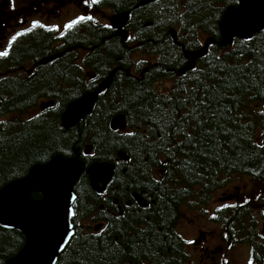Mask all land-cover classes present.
I'll return each instance as SVG.
<instances>
[{"label": "trees", "instance_id": "1", "mask_svg": "<svg viewBox=\"0 0 264 264\" xmlns=\"http://www.w3.org/2000/svg\"><path fill=\"white\" fill-rule=\"evenodd\" d=\"M238 1L191 0L189 3V0H158L149 7L141 8L139 12L133 10L136 15V18H132L133 23L137 22L139 25L136 28L131 24L132 29L143 36H148L149 44L156 43L154 49L166 48L169 54L176 51L178 55L183 54L180 48H174L172 43H168L166 35L161 36L162 41L152 38L155 32L169 33L171 28L165 25L172 24H175L174 28L178 30L180 39L187 46L189 45L187 49L193 51L200 48L201 42L199 37L195 39L196 34L211 35L216 38L217 44L210 47L206 57L198 62L195 71L188 72L186 77L176 81L174 89L168 94L157 95L155 91L150 90L147 81L142 80L136 82V91L133 96L129 98L124 96L125 104L130 106L129 108L104 105L108 98L105 95L100 97L92 114L72 129L76 131L72 134L76 135L80 132L79 136H75L77 139L67 136L68 130L63 129L59 124H48L44 128L49 139H47L46 150L42 152L41 148L46 144V139L44 140L46 134L41 132L40 135H36L35 125L28 124L30 121L22 123L20 120L24 111L30 110L40 99L37 93L41 87V80L40 84L37 82L32 86L34 100L29 103L25 102L23 93L16 95L20 90L23 89L24 92L25 88L30 87V81L25 80L24 76L17 75L18 83L6 87L8 88L6 90L10 92L7 95L0 92L3 102L10 98L4 102L3 107V116L9 120H7V128H2L4 130L2 140L7 146L3 147L6 155L3 156V160H0L1 169L6 174L10 171V166L25 167L30 163H43L54 153L63 156L72 155L73 149L77 147V141L84 135L92 133L93 130L101 135H109L111 138L109 146L113 151L110 155L103 157L104 161L114 162L117 151L124 147L133 158H136L134 151L130 148L136 146L140 135L130 138L115 135L110 129V119L122 112L136 118L144 116L140 121L131 123L138 126L145 124L153 135L157 144L156 152L155 149L146 147L144 153L140 154V158L146 170L154 164L158 168V175L154 179L152 174L148 173V178H141L137 172L138 182L136 183L146 179L147 183L141 182L147 186L143 189L150 192L151 197L157 201V206L153 208L152 216H143L146 229L144 232H135L134 248L126 252L121 250L122 256L125 257L121 259V262L128 264V259H131L134 264H179L178 261L182 263L184 258L181 256L178 258V255L184 245L181 241H177L179 239H177L175 226L179 219L180 208L186 201L190 198L205 196L207 192L210 193L236 179L247 178L257 183L258 187L264 188V148L260 147L264 144V115L261 114L264 113V71H262L264 69V31L257 33L249 42L236 39L232 45L225 48L218 45L219 22L224 6L235 5ZM174 3H178L179 7L174 8ZM113 4L120 6L119 3ZM126 5L133 9L134 5L129 3ZM169 6L172 9L166 11V7ZM142 11L147 13V20L154 18V23L160 20L155 31L152 30V25H149L148 31L143 28L142 21L138 17ZM144 17L145 13L142 15V18ZM101 34H111L115 37V33L108 29H102ZM188 36L191 40H188ZM117 43L124 50L131 49L133 52L129 54L125 52L123 56L113 54L108 51L105 44H98L96 50L102 51L103 56H92L91 61L115 63L119 57L132 59L134 52H142L133 39L127 42L129 45L135 44L132 48H127L126 44L119 39ZM118 49L115 48V51ZM17 54L18 52L11 58L12 63L17 59ZM158 57L161 60L160 55ZM179 60L185 61V58L181 56ZM3 64L4 62L0 60V68ZM98 65L99 63L96 64L95 70L98 71V77L102 78L105 71ZM181 65L175 63L173 66L179 68ZM245 65L248 67H244ZM252 65L256 67L253 68ZM105 68L108 70L109 62ZM91 69H94L93 64ZM147 73L150 74L151 70L149 69ZM123 75L125 74L118 73L115 77L107 91L110 95L114 96L117 91L116 80L119 84L128 86L130 90L133 89V84L122 78ZM131 80L136 81L133 78ZM193 89L196 91H192ZM83 93L84 91H81L76 94V99ZM40 95L43 94H38ZM201 100L204 103H200ZM59 103H62V100ZM59 133H61L60 136H58ZM189 134L194 147L190 146L186 139ZM65 146L68 148L63 150ZM39 150L40 153H38ZM27 159H30L28 164H26ZM121 171L120 169L118 174ZM18 175L20 174L16 173L13 176ZM11 177H8L9 179L1 177L0 185L2 187L6 185ZM153 180H159L161 183L155 184L151 182ZM244 195L242 194L240 201ZM35 197L39 198L38 195ZM245 206L222 210V228H227L229 234L231 231L233 234L238 231L234 226L237 221L241 225L245 224L243 216L248 209ZM173 217L175 222L170 224ZM116 230L121 233L119 226ZM14 235L11 232H4L0 236V242H8L7 239L13 238ZM119 235L122 240L126 234L123 232ZM168 236H175L176 239L170 240ZM111 239V242L103 239L100 245L97 239L91 236L87 239V245H78L76 252L71 253L68 260L70 262L76 260L75 262L79 261L80 264H112V262L118 264L116 255L120 252H111L113 249L110 250L109 243L111 245L112 242L114 243V235ZM70 246H67V250L65 249L66 255L71 249ZM119 246L122 247L121 243Z\"/></svg>", "mask_w": 264, "mask_h": 264}, {"label": "flooded vegetation", "instance_id": "2", "mask_svg": "<svg viewBox=\"0 0 264 264\" xmlns=\"http://www.w3.org/2000/svg\"><path fill=\"white\" fill-rule=\"evenodd\" d=\"M113 3H119L120 6H115ZM134 5L133 9H136L137 12L141 10V8L145 7H138V4L140 3L139 0H104V3L99 6L97 9L94 7L91 10H88L90 14H94L96 20L98 21L97 24H92L91 22L84 23L81 25L76 26L71 31H67L64 36H60L59 32H50L46 31L45 29L41 28H35L31 33H28L17 40V42L14 43L12 50L10 51V56L7 59L1 60L4 62L2 67L0 68V92L4 91L8 88L9 85H11L14 81L13 75L18 72V70L14 67L16 63L28 60V65L26 69L34 68L33 72H35L38 68H42V72H50L45 73L41 77V87L40 91L46 92L48 85H51L50 88L55 91H66L73 88H93L92 80L89 78L90 73L88 72H82V68L80 64L85 63V56L91 57L95 55V42L97 38V29L100 27H103V24L110 23L113 21V17L116 14H121L125 12H129L130 19V25L133 24L136 28L139 25V23H133V16L134 11L131 6H127L126 4ZM18 7L26 8L25 15L23 17L19 16L18 21L15 22L16 26H19L21 24L24 25L23 28H16L12 31V34H14L16 31H20L22 29H25L26 27L31 26L32 20H39L41 23L52 26H62L63 23L67 22L68 19L74 18L75 15L80 14L85 11L83 4L81 3V0H0V37H8L10 35H4L5 30L10 29V18L11 15L15 14L13 13ZM19 12V9L16 10ZM16 12V13H17ZM97 12H99V15H97ZM109 15H106V14ZM109 20L104 21L105 19L109 18ZM133 18V19H132ZM112 19V20H111ZM22 22V23H21ZM114 29V28H113ZM115 30V36L122 38L116 34ZM164 34H156L157 39L161 40V36ZM101 37V36H100ZM106 37H111V35H106ZM102 41V37L100 38ZM124 41H128L127 39H121ZM0 43H5V41L0 40ZM93 43L94 48L92 49V52H88L87 50L91 49V47L88 44ZM109 42L103 43L108 44ZM79 48H82L80 50ZM69 49V50H67ZM76 50L74 52L76 60L73 61V63L68 62L65 59V53H62V51H66V53H69L71 50ZM2 50V49H0ZM61 51V52H60ZM17 54V59L14 60V63H12L10 60L11 58ZM23 54V56H22ZM149 56L148 53H145ZM52 55V56H51ZM144 55L143 53L141 54ZM51 56V57H50ZM55 56H60L56 59H53L52 61L44 64L39 65V61L41 59H47L48 57L52 58ZM145 56V55H144ZM150 57V56H149ZM158 57V56H157ZM161 57V55H160ZM139 58V56H137ZM159 60V59H158ZM161 61V60H159ZM150 61H147L149 64ZM93 64V60L91 61ZM103 64L102 62H100ZM178 64H184V61H176ZM133 66L132 71L135 75H138L143 79V81H147L149 83L152 79L155 80V76L157 73L165 74L166 72L161 71L159 68H152L151 73H147V70L145 72H139L136 71L135 64H132ZM161 72H160V71ZM27 72V71H23ZM91 72L93 74L96 73L95 67L94 69H91ZM117 76V75H116ZM60 77L65 78L63 81H59ZM98 80L102 82V78L98 77ZM136 84V82H134ZM58 101V100H57ZM36 112H38V117L44 121L48 122L49 120L55 121L54 117H47L45 114L46 110L38 109L39 102H36ZM53 116L56 115V111L52 113ZM4 120H9V118H5ZM4 124L0 125V138L2 137V131ZM46 150L45 146L41 148V152ZM40 153V150L38 151ZM127 172V171H126ZM128 175V172L126 173ZM129 181L128 176H126L125 181H123L122 186L120 187L118 184H114L113 186H110L107 188L109 193H112L115 191V189L119 190L120 188L125 193L124 197L116 198L112 197L110 195L106 196L107 201V211H110L113 215V220L115 224H117L120 229L121 233H125V237L120 240V243L122 245L119 246V244H115L112 242V245L109 243L110 250L113 249L111 252L119 251L120 254L116 255L118 256L119 261L118 264H123L121 262V259L125 258L121 254V250L123 252H126L127 250H130L134 248V237H135V230H139V224H140V218L141 214L140 207L137 198L134 196V188L136 185V182L133 181L131 183H127ZM126 182V184H124ZM90 186V183L87 180H83L80 182V184L77 186L76 192L78 197L81 196L82 191L87 187ZM238 190V188H236ZM142 191L137 193H142ZM132 193V194H131ZM142 197V196H141ZM235 197V196H234ZM219 199H221L219 197ZM105 207V205H104ZM138 208V209H136ZM254 215V218L251 220L250 224V247L251 248V258L253 260V264H264V240L260 238L261 232L260 227L258 226L259 217L262 216V214L257 213V211L252 212ZM119 216L120 219L117 220L116 217ZM263 217V216H262ZM136 223V224H135ZM96 230V229H95ZM212 232H206L201 230L200 234L195 237L194 239L189 238L190 240L194 241L193 244H187V248L190 251V258L187 259L188 264H204L205 260L204 258H207L210 260H216L218 258V255L214 253L215 250L208 248H204L203 242L208 239V235H212ZM119 240V238L117 239ZM0 242V245L4 248L5 251H15L16 249H21L25 244V237L17 232L14 237L10 240H7ZM218 246V245H217ZM235 247V246H234ZM116 249V250H115ZM197 254H199V259L192 258L194 256V251ZM67 252V251H66ZM66 252H64L61 256L62 264H70L68 260V256L66 255ZM122 256V257H121ZM115 257V258H116ZM120 259V260H119ZM83 261V258L81 259V263ZM113 261V259H112ZM134 263L133 260L128 259V263ZM77 263V262H75ZM113 264V262H112ZM218 264H223L220 260ZM231 264V263H229Z\"/></svg>", "mask_w": 264, "mask_h": 264}, {"label": "water", "instance_id": "3", "mask_svg": "<svg viewBox=\"0 0 264 264\" xmlns=\"http://www.w3.org/2000/svg\"><path fill=\"white\" fill-rule=\"evenodd\" d=\"M150 1L143 0L142 4ZM116 28L120 29L121 25L117 24ZM220 30L221 45L231 43L235 37L250 40L253 35L264 30V0H240L239 6L226 11L220 22ZM212 43L214 40L209 39L200 52L187 53L186 57L191 62L180 73L191 69L194 58L202 57ZM113 76L114 73L95 91L84 94L68 106L62 116L66 129L74 127L91 114L99 95L107 89ZM111 127L124 129V117L118 116L112 120ZM76 154V157L69 159L58 155L50 163L34 167L24 179L0 190V224L22 232L27 238L25 247L7 264H52L56 261L61 253L57 245L62 240H68L65 232L70 217L65 218L64 209L69 195H74L75 184L85 171L96 192L101 190L100 183L107 185L112 180L114 165L97 163L86 170L77 151ZM35 192L43 197L34 199L32 195Z\"/></svg>", "mask_w": 264, "mask_h": 264}, {"label": "rangeland", "instance_id": "4", "mask_svg": "<svg viewBox=\"0 0 264 264\" xmlns=\"http://www.w3.org/2000/svg\"><path fill=\"white\" fill-rule=\"evenodd\" d=\"M19 9V12H17L16 10ZM13 13V15H11L10 18V29L5 30L4 35H10L12 33V31L16 28H23L24 25L21 24L19 26L15 25V22L18 21V17L21 16L23 17L25 15V11L26 8H22V7H18ZM17 12V13H16ZM106 15H109L108 13ZM109 18L105 19L104 21L106 22V20H109ZM146 57L144 59H147V61H154L153 58H150L148 55L144 54ZM164 84H168L170 82V79L162 81ZM38 102L43 103L44 101H41L40 99L38 100ZM29 114H26V117H29ZM133 131V130H130ZM30 159H27V161H29ZM21 170H16V169H12L9 172H6L5 174V178H8L10 176H13L16 173H19ZM252 183V180H247L246 179V184H245V189L247 190L250 186V184ZM238 188V190L236 189ZM243 190V191H244ZM241 191V187L239 185L234 184L233 182H230L228 184H226L224 187L222 188H218L214 191L213 193V199L211 202V208L215 209L218 208L221 204V200L219 199V197L221 198L223 196L224 193H233L235 194V198L237 197V195L240 193ZM209 197V193L207 192L205 195V204L207 203ZM83 208L86 211V216L91 215L94 213V210L96 209V206H92V205H88V204H84ZM209 213H206V210H200L197 209L195 211V214L193 213L190 214L187 218L186 221L184 223H182L181 225L178 226L177 230L179 233H181L183 236L187 237V238H192L194 239L195 237H197L200 234V231H206L209 232L211 229H216V232L214 234H212L211 236L208 237V239L206 241L203 242V246L204 248H210L212 250H214L215 248L218 247V250L215 252V254L218 255V258L216 260H208L207 258H204L205 262L204 264H218L219 260L221 259V255L223 254V252L226 250V245L224 244V242L222 241L221 238V230L220 227L216 224H211L209 222ZM105 215H94L89 217L90 220L85 219L83 221L84 223V228L87 229H91V227L97 223L96 219H105ZM258 226L261 228L260 232L264 231V219H260L258 222ZM251 233V232H250ZM83 234V233H81ZM91 236H87L85 237V241H87L88 238H90ZM93 237V236H92ZM95 238V237H93ZM96 239V238H95ZM86 242H81L79 239L77 240V242L74 244V246H85L87 245ZM98 244L101 245V242H99ZM218 245V246H217ZM194 251V256H192V258H198L199 259V254H197ZM230 252H232V257H231V264H243L247 258V254H248V246L244 245L243 243L239 242L236 244L235 247H232L230 250ZM68 253H72V250L70 249V251ZM61 255V254H60Z\"/></svg>", "mask_w": 264, "mask_h": 264}, {"label": "snow or ice", "instance_id": "5", "mask_svg": "<svg viewBox=\"0 0 264 264\" xmlns=\"http://www.w3.org/2000/svg\"><path fill=\"white\" fill-rule=\"evenodd\" d=\"M157 2H158V0H157ZM190 2H191V0H189V3ZM81 3L83 4L85 11L80 13V14L75 15L74 18L68 19L67 22L62 24V26H56V25L48 26V25L41 23L39 20H32L31 26L26 27L24 29V31H16L14 34H12L8 37H0V40L5 41V43H0V49H2V50H0V60L7 59L10 56V51L12 50L14 43L17 42L18 38H20V37H22L28 33H31L33 31V29H35V28L45 29L46 31H50V32H59L60 36H64L67 31H71L72 29H74L78 25L88 23V22H91L92 24H97L98 21L96 20L94 14H90L88 10H91L94 7H96L98 9L99 6H101L104 3V0H81ZM173 7L174 8L179 7V4L174 3ZM103 28L111 29L112 24L105 23V24H103ZM131 39H132V37H129V40H131ZM249 64L251 65V61L249 62ZM244 67H248V65H245ZM252 67L255 68L256 65H252ZM262 71H264V69H262ZM185 91H188V90L185 89ZM192 91H196V89H193ZM169 99H171V97H169ZM200 103H204V101L201 100ZM261 114L264 115V113H261ZM4 123H5L4 121H0V125H2ZM125 135L134 136L135 133L127 132V133H125ZM186 139L188 140V144L190 146L194 147V145H192V137L190 134L188 136H186ZM175 146L179 147V145H175ZM260 147L264 148V144L260 145ZM169 151H171V150H169ZM181 151H183L182 148H181ZM88 155H89L88 153H85V156H88ZM92 155H95V154L93 153ZM151 182H153L155 184L161 183V181H159V180H153ZM255 199L259 200V196L255 197ZM76 202H77V197L74 195H69V197L67 198L66 204H65V209H64L65 210V218L66 219H67V217L73 218V223L68 224L66 226V232H65V236L71 237L72 239L75 238V233H73L71 231V229L73 227H75V219L78 216V209L73 208L72 205L75 204ZM244 203L247 204V203H250V201L245 200ZM224 207H233L234 208V207H237V205H224ZM214 218L215 217H213V219ZM116 219L119 220L120 217L117 216ZM106 232H107V229H105V233ZM94 235L96 237H101L103 235V233H101L100 231H96L94 233ZM225 238L227 239V236H225ZM261 238H264V236H262ZM184 242L187 244L195 243L192 240H186ZM68 244H69L68 240H62L61 244L57 245V247L60 251H64L65 248L68 246ZM61 245H63V247ZM229 247H231V245H229ZM52 264H56V261H53ZM225 264H228V261H225ZM247 264H253V260L249 259Z\"/></svg>", "mask_w": 264, "mask_h": 264}, {"label": "bare ground", "instance_id": "6", "mask_svg": "<svg viewBox=\"0 0 264 264\" xmlns=\"http://www.w3.org/2000/svg\"><path fill=\"white\" fill-rule=\"evenodd\" d=\"M157 2V0H151L149 3H148V6L147 7H149V6H151V4H154V3H156ZM138 7H144L143 6V4H142V2L140 1V3L138 4ZM133 10H136V9H133ZM125 14L126 15H128V17H129V12H125ZM121 16H120V14H116L114 17H113V20H115V21H117V22H120V21H122V22H124V23H130V19L131 18H128V17H126V18H123L124 20H121V18H120ZM112 20V19H111ZM169 32L172 34V35H179V33H178V30H175V29H170L169 30ZM116 34L119 36V35H121V34H127V37H128V40H129V37H132V39H133V35H132V33H131V31H130V33H128V30L127 29H123V30H120V29H118V28H116ZM119 40H121V39H119ZM123 43H125L126 44V47L127 48H132V47H134V45L136 44L137 45V43L135 42V44H132V45H129V44H127V42L128 41H124V40H121ZM181 50H182V52H183V54H187V53H196V52H200V50H190V49H185V48H183V47H179ZM136 53L137 54H141V53H143V54H145V53H147V52H138V51H136ZM133 57V56H132ZM158 59H159V57H158ZM204 58L203 57H199L198 58V60L200 61V60H203ZM131 65H132V62H131ZM130 65V66H131ZM149 71V69L147 70V72ZM104 82L102 81L101 82V84H103ZM111 83L109 84V86H107V89L105 90L106 92L110 89V87H111ZM99 98H100V96H99ZM41 101H44V100H42V99H40ZM38 102V101H37ZM59 102H60V100H56V101H48V103L49 104H59ZM44 106V105H43ZM63 129H65V130H68V129H66V128H64V127H62ZM85 153H88L89 154V152H87V151H83V150H80L79 151V154H85ZM9 183H7L6 185H4L3 187H6L7 185H8Z\"/></svg>", "mask_w": 264, "mask_h": 264}]
</instances>
